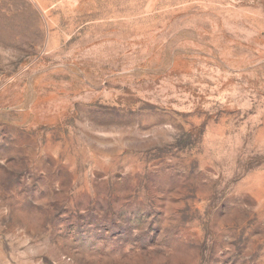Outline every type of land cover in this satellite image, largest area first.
Wrapping results in <instances>:
<instances>
[{"label": "rangeland", "instance_id": "obj_1", "mask_svg": "<svg viewBox=\"0 0 264 264\" xmlns=\"http://www.w3.org/2000/svg\"><path fill=\"white\" fill-rule=\"evenodd\" d=\"M0 264H264V0H0Z\"/></svg>", "mask_w": 264, "mask_h": 264}]
</instances>
